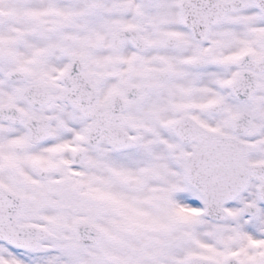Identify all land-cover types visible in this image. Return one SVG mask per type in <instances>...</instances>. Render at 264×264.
Instances as JSON below:
<instances>
[{
  "label": "snow or ice",
  "instance_id": "snow-or-ice-1",
  "mask_svg": "<svg viewBox=\"0 0 264 264\" xmlns=\"http://www.w3.org/2000/svg\"><path fill=\"white\" fill-rule=\"evenodd\" d=\"M0 264H264V0H0Z\"/></svg>",
  "mask_w": 264,
  "mask_h": 264
}]
</instances>
